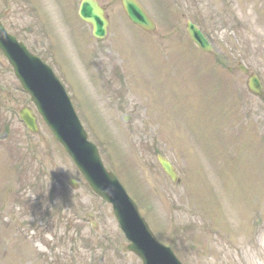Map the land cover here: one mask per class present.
Returning <instances> with one entry per match:
<instances>
[{"label": "rangeland", "instance_id": "rangeland-1", "mask_svg": "<svg viewBox=\"0 0 264 264\" xmlns=\"http://www.w3.org/2000/svg\"><path fill=\"white\" fill-rule=\"evenodd\" d=\"M34 1L37 3V0ZM45 1L47 6H51V0H40V3ZM78 1L73 0L72 10L69 0H64L60 8L68 14L72 11L77 15ZM101 1L107 4L113 2ZM149 1L154 3V0ZM177 1L167 0L164 7L168 8V15L162 13L158 16L159 27L168 18L171 22L174 20L172 16ZM42 9L46 11L48 7L42 6ZM223 9L226 16L229 15L226 19L234 22V31L228 25H217L215 30L219 42L214 41L213 47L217 50L231 48L230 60L234 66L231 78L239 86L233 91L236 100L231 105L230 83L227 82V86L217 84L215 75H209L196 66L192 56L185 51L180 56V66L170 71L169 60L150 49L148 44L122 39L121 47H130L134 52L132 76L148 115L147 111L140 109L134 122L112 133L118 145L109 153L105 143L99 139L104 132L96 129L94 135L101 146L102 158L117 170L129 191L142 202L144 211L153 213L150 217L154 229L158 230V238L170 245L184 264H264V167L263 158L258 154L261 153L258 144L264 141V123H256L250 114L248 108L252 100L247 99L250 97L245 89V76L236 72L239 62H242L258 74L264 85V0H227ZM3 10L0 0V11ZM219 15L221 13L209 11L207 17ZM27 19L26 16L21 24L12 29L22 31ZM37 22L38 32H42V21L38 18ZM6 23L7 27L12 25L10 20ZM113 28L116 30L120 25ZM177 33L172 40H168L173 47L185 36L182 29ZM39 40L34 32L33 42L38 45ZM55 56L74 101L83 108L87 118L98 119L97 98L81 81L72 52L62 44L55 50ZM193 56L200 60L197 54ZM205 57L210 58L208 55ZM49 62L52 60L49 59ZM121 66L129 71L131 65L127 60ZM6 81H12L8 72ZM243 99L248 104L244 108V116L251 125L247 129H239L236 124L240 126L238 114L229 111L235 102L241 104ZM148 119L151 127L158 132H152ZM14 128L19 138L20 126L15 121ZM233 148L236 151H232ZM157 153L168 157L182 173L180 185L174 187L158 170ZM58 159L59 165L67 169L66 178H77L72 165L61 157ZM181 162L188 167V173ZM139 163L151 171L152 181L143 178ZM3 165L0 160V192L10 175ZM7 166L9 168L8 163ZM135 172L143 179L137 180ZM134 184L136 188L132 187ZM207 184L210 185L211 196L219 200L211 201ZM78 186L73 195L84 203L78 213L83 215L86 210L96 211L95 207H99L97 211L106 215L107 207L100 199L92 196L81 181ZM24 188L19 186L15 189ZM53 194V198L56 195L62 197L60 193ZM75 197L67 196L64 203H59L62 211L59 218L63 225L66 216H77L76 213L67 215L70 212L68 202L77 203ZM10 211L16 212L19 217L18 209L11 207ZM17 219L11 223L13 227L6 222L1 225L0 221V240L10 230H15L19 237H27L17 232L14 224L18 223ZM101 220H105V232L109 233L112 225L106 217H100ZM249 222L251 227H248ZM80 227L78 237L82 241L96 243L86 227L81 224ZM67 232L77 234L72 228ZM111 235L114 236V233ZM22 254L24 258L30 255L28 244L23 245ZM19 256L20 250L15 249L9 257L17 259Z\"/></svg>", "mask_w": 264, "mask_h": 264}, {"label": "water", "instance_id": "water-1", "mask_svg": "<svg viewBox=\"0 0 264 264\" xmlns=\"http://www.w3.org/2000/svg\"><path fill=\"white\" fill-rule=\"evenodd\" d=\"M129 6L139 15L138 22L146 23V19L131 1ZM81 12L90 14L91 20L97 25L99 10L97 4L84 1ZM0 47L15 66L25 89L30 91L40 112L44 115L56 136L65 144L74 157L93 189L114 205L115 213L121 222L127 236L133 242L130 250L141 256L144 264H180L167 247L158 244L151 231L137 217L135 208L125 197L114 178L103 171L91 146L83 141L71 110L53 78L44 66L25 52L23 47L16 44L0 30Z\"/></svg>", "mask_w": 264, "mask_h": 264}]
</instances>
